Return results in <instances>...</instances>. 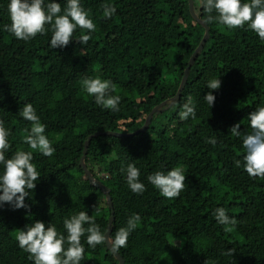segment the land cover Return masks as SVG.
Returning <instances> with one entry per match:
<instances>
[{
    "label": "trees",
    "instance_id": "16d2710c",
    "mask_svg": "<svg viewBox=\"0 0 264 264\" xmlns=\"http://www.w3.org/2000/svg\"><path fill=\"white\" fill-rule=\"evenodd\" d=\"M106 2L117 8L110 20L103 17ZM82 3L97 26L87 46L78 39L87 30L79 28L66 47L56 49L50 47L51 31L25 42L0 30V121L11 131L7 155L30 150L23 138L32 124L19 114L26 103L33 104L55 148L51 157L33 152L41 176L26 197L29 207L0 206V264H33L16 235L35 220L63 232L65 217L88 211L107 232L112 209L80 165L88 136L106 131L130 135L92 138L85 160L110 188L115 211L110 237L130 215L141 216L128 247L118 252L125 264H264V180L235 166L237 159L243 163V136L252 131L247 117L264 106V41L246 25L229 29L208 23L210 35L180 99L155 113L145 132L131 134L157 105L176 95L206 28L194 18L189 0ZM7 4L0 0V29L11 23ZM194 10L206 21L200 0H194ZM86 77L115 83L118 112L96 105L82 86ZM210 78L222 81L220 89L211 90L212 107L203 98ZM189 96L197 115L182 121L179 112ZM237 123L240 136L230 131ZM213 136L215 146L206 142ZM129 163L141 171L143 194L127 186ZM176 167L184 170L185 187L178 198L168 199L147 176ZM217 207H225L237 224H218L212 215ZM82 243L84 264L120 263L106 243L95 249L83 237ZM229 249L232 255L225 254Z\"/></svg>",
    "mask_w": 264,
    "mask_h": 264
},
{
    "label": "clouds",
    "instance_id": "9594fccd",
    "mask_svg": "<svg viewBox=\"0 0 264 264\" xmlns=\"http://www.w3.org/2000/svg\"><path fill=\"white\" fill-rule=\"evenodd\" d=\"M200 3L207 23L217 22L229 29L243 28L246 25L264 41V0H200ZM102 7L105 19L110 20L117 13L114 4L106 2ZM7 11L11 23L3 25L0 30L8 31L16 39L25 42L38 34L51 31L52 49L66 47L78 28L87 30V34L78 38L87 46L97 27L82 0H63V8L61 0H8ZM81 83L87 94L94 98L96 105L112 112L120 110L121 96L114 94L118 90L111 80L86 77ZM205 85L210 91L203 98L212 107L216 97L211 90L220 89L222 81L220 78H210ZM19 114L32 124L29 134L23 138V143L30 150H16L9 157L7 154L11 149V131L0 121V206L10 204L13 209L29 207L26 197L31 195L41 176L33 163V152L38 151L45 157H51L55 152L52 142L45 134L46 125L41 122L33 104L26 103ZM196 115V104L189 96L181 106L179 119H195ZM247 119L252 131L243 136V163L237 159L235 166L242 167L250 178L264 180V106L249 113ZM230 131L233 135L240 136V124L232 126ZM206 142L215 146L217 139L213 136ZM140 177V169L134 163H129L126 167V183L131 192L138 195L146 191L145 183ZM147 181L165 198L175 199L185 187L186 176L182 168L176 167L167 172L155 171L147 176ZM212 215L220 225L237 224V218L230 216L225 207H217ZM140 221L138 213L130 215L126 226L119 228L112 238L101 230L96 218L89 215L88 211H79L64 218L63 232L58 231L53 223L46 226L44 221L35 220L17 233L16 240L18 246L28 253L33 264H84L85 246L82 237L91 249L107 242L110 244V251L118 253L121 248L128 247V238ZM225 230L230 231L231 228L226 227ZM232 253V249H229L225 254Z\"/></svg>",
    "mask_w": 264,
    "mask_h": 264
},
{
    "label": "water",
    "instance_id": "95a60500",
    "mask_svg": "<svg viewBox=\"0 0 264 264\" xmlns=\"http://www.w3.org/2000/svg\"><path fill=\"white\" fill-rule=\"evenodd\" d=\"M189 3H190V9L192 11V14H193L194 18L197 19L201 24H203L205 26L206 34L203 37L200 45L198 46V48L196 49L195 53L192 55V57H191V59L189 61V66L185 70L184 77L182 79L180 88H179L178 92L176 93V95L174 97H172L171 99L166 100V101L160 103L159 105H157L149 113L145 124L139 130H137L136 132L131 133V134H138L140 132H145L150 127V124L152 122V117H153V115L155 113H158V112L162 111L163 107H165L166 105L171 106L172 104L176 103L180 99V97L182 95V92H183V90L185 88V85L187 83L191 66L194 64L196 54L203 49V47H204V45H205V43H206V41H207V39H208V37L210 35V27H209L208 23L206 21L201 20L195 13L194 0H189ZM103 134H105V135H115V136H124V135H130V134L106 131V132H96V133L88 136V138H87V140L85 142L83 156L81 157V160H80V165L82 166V168H83V170L85 172V175L88 177L89 182L92 185H95V186L99 187L105 193L106 198H107V202L109 204V207L112 209V214H111V217L109 218V225H108V229H107V232H106V234L108 236H110V234L112 232V229H113V223L115 221V211H114V206H113V202H112V197H111V194H110V188L108 186H106L101 180H99V179H97L95 177V175L92 173V171L88 168V166L86 164V160H85L92 138H94L96 136H99V135H103ZM106 245L110 249V244L106 242ZM114 254L120 260L119 264H125V260L123 259V257L119 253H114Z\"/></svg>",
    "mask_w": 264,
    "mask_h": 264
}]
</instances>
